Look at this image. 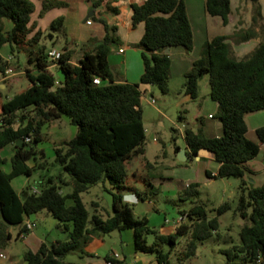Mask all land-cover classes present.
Returning <instances> with one entry per match:
<instances>
[{"label":"trees","instance_id":"obj_1","mask_svg":"<svg viewBox=\"0 0 264 264\" xmlns=\"http://www.w3.org/2000/svg\"><path fill=\"white\" fill-rule=\"evenodd\" d=\"M250 1L255 23L259 4L258 0ZM100 2L108 5V0H93L94 5ZM203 2L207 13L218 15L223 23L227 21L229 0ZM61 3V0H41L38 14ZM32 10L31 0H0V46L6 43L11 54L13 50L25 53L26 65L22 70L28 82L25 88L9 96L2 97L0 91V149L8 143L12 146L6 171L1 168L4 158L0 155V248L11 237L10 224H20L14 236L17 238L18 231L24 228V216L44 211L57 220L65 237L48 243L39 241L34 249H26L22 253L25 264H71L64 260L69 251L93 256L94 247L103 242L100 234L125 228L131 229L133 250L154 251L159 264L166 261V254L156 247V240L173 246L178 236L184 235L182 257L194 254L197 243L216 229L218 215L229 207L228 201L221 202L211 217L201 204L191 205L180 212L185 219L173 231L156 233V240L147 244L144 234L154 230L147 225L146 218H134L123 199L125 190L136 199L142 198L140 190L125 181L127 163L134 154L143 152L145 130L139 106L140 85H155L160 92H166L171 57L164 48L189 51L193 46L184 0H144L131 4L132 25L143 22L142 34L135 42L140 48L142 71L135 82L112 79L107 53L109 44L117 40L105 33L92 50L82 52L76 63L69 62V50L62 48L56 60L61 78L55 83L47 68L46 45L41 38L60 30L62 17L53 18L43 35L41 30H33L34 23L29 20ZM4 20L10 21L8 28H4ZM99 21L105 27L104 21ZM258 27L255 31L251 24L238 38L247 39L257 32L260 35L244 56H234L227 40L232 35L215 34L202 42L198 55L183 72V91L189 98L196 96L199 77L207 74L208 95L216 101V117L220 122L217 135L202 132L200 115L195 117L198 122L195 130L185 126L182 139L186 155H195L198 148H205L217 163L215 172L205 170L206 175L240 180L235 210L247 221L239 227L238 242L222 250L227 264L234 258L264 264V171L260 183L256 184L252 177L246 180L251 172L248 161L257 154L259 145L246 136L244 120L246 112L258 109L264 112V26ZM4 66L0 55V76ZM94 76H98V83L92 81ZM7 81L0 82L5 87ZM61 116L75 126V131L52 148L57 173L38 175L34 183L24 184L16 191L10 179L18 174L29 175L44 162L38 160L40 151L35 148L42 139L41 126ZM254 132L259 142L264 141V124L256 126ZM24 136L29 137L28 141L23 140ZM178 149L175 145L173 152ZM100 181H107L111 188V213L105 217L96 209L89 214L80 197L82 191ZM196 184L187 183L180 196L194 195ZM33 185L37 191L31 190ZM62 185L68 189H62ZM149 187L154 189L150 183Z\"/></svg>","mask_w":264,"mask_h":264},{"label":"rangeland","instance_id":"obj_2","mask_svg":"<svg viewBox=\"0 0 264 264\" xmlns=\"http://www.w3.org/2000/svg\"><path fill=\"white\" fill-rule=\"evenodd\" d=\"M10 25V21H8ZM84 25L82 29H87ZM53 32V31H52ZM60 39V38H59ZM44 37L41 38V41ZM115 42H111L112 44ZM58 45L59 42L57 41ZM0 53L9 52L8 45L0 46ZM14 57L11 65L14 66V73L1 77L2 80H9L5 87H1L2 97L25 88L28 84L23 75V67L26 65L25 53L22 50H13ZM49 71L58 78L60 73L57 69L50 67ZM170 75L167 80V91L162 93L155 85L148 84L139 99L141 109V121L144 127L145 138L143 140V152L134 154L126 165L127 175L125 181L141 192L142 198L136 199L128 190H125L123 199L131 207L134 218H146L147 225L153 232L144 234L145 242L152 243L156 233H167L171 222L180 214L182 210L188 209L193 204H201L208 217L215 214V208L223 201L229 202V207L218 215V223L208 237L198 242L195 252L187 257H182L186 236H178L173 246L168 242L157 241L156 247L166 254V261L160 264H227L223 249L238 242V230L243 222L242 218L235 210L236 198L238 194L239 178L208 176L205 170L214 173L217 163L212 157L195 158L189 154L183 160H179L174 146L183 148L182 132L185 126L195 130L198 122L195 117L200 115L202 119L201 129L205 135H214L220 131V122L216 117V101L208 95L207 74H202L197 82L196 96L186 97L183 91L184 76L179 70H175V65L170 67ZM213 114L212 118L207 117V113ZM246 123V136L257 141L259 149L254 157L258 162V171L254 172V182L260 183L264 171V141L259 142L256 138L254 128L264 124V112L253 110L244 114ZM17 121L14 122V125ZM75 126L67 121L65 116L58 120L42 125L40 132L42 139L35 144L40 152L37 153L38 160L42 162L41 167H37L29 175L18 174L10 179L12 187L19 191L25 182L34 183L38 175H54L58 171V165L53 162V146L61 140L68 139L73 135ZM152 135V136H151ZM12 148L11 144H5L0 149V155H6ZM206 154L201 152L198 154ZM40 157V158H39ZM31 163V161H29ZM148 162V164H147ZM8 161L2 163L3 170L8 169ZM246 177V176H245ZM246 180L248 178L246 177ZM196 182V193L191 196L182 197L180 194L187 188V183ZM149 183L154 186L150 189ZM35 187L36 186H32ZM62 189L67 190V185H62ZM111 188L107 181H100L80 193L88 213L94 209L102 217L111 213ZM95 201L94 204L91 202ZM44 211L31 213L29 219L34 221V226L24 237H14L20 224H10L8 229L11 237L7 243L0 248L5 257H0V264H24L22 253L26 249H34L39 241L46 243L54 239H63L65 233L57 226V220ZM27 216H24L23 220ZM185 217L183 216L182 220ZM103 242L94 250L93 256H80L78 251H69L65 257V262L71 264H104V256L112 251H116L127 262L131 258L136 264H159L156 260V253L134 251L132 247V232L130 228L121 230L113 229L107 233L100 234ZM230 264H251L242 262L234 258Z\"/></svg>","mask_w":264,"mask_h":264},{"label":"crops","instance_id":"obj_3","mask_svg":"<svg viewBox=\"0 0 264 264\" xmlns=\"http://www.w3.org/2000/svg\"><path fill=\"white\" fill-rule=\"evenodd\" d=\"M31 1L33 2V10L29 15V20L34 23L33 30L39 29L42 31L43 35H46L49 22L57 16L62 17L61 29L58 31H51L49 35L44 37L43 41L46 45V49L49 47H55L59 50L66 48L69 50V62L76 63L82 52L92 50L95 44L101 40L102 36L107 33L117 40L115 44H109L107 53V62L112 79L114 81L128 82H135L139 79V75L142 71V61L140 48L135 45V42L138 41L142 34L143 22L138 21L132 25L131 4L141 3L144 0H108V5L103 2L94 5L93 0H61V4L46 8L41 15L38 14L41 7V0ZM184 2L191 25L193 46L189 51L182 50L181 48L169 50L171 57L170 67L173 68L175 65V70L181 71L182 74L190 67L192 60L198 55L202 42L215 34L232 35L236 38L235 40L233 37H229L227 40L230 42L233 54L237 58L247 54L258 42L260 37L258 32L247 39L238 38L243 30L250 27L251 24L255 31L258 30V25L264 26V0H258L259 18H256L255 23H252L253 5L250 0H229V13L225 23L222 22L218 15H210L206 12L203 0H184ZM87 18L90 19V22H85ZM99 19L104 21L105 27ZM84 25H87L88 28L82 29ZM9 26L8 20H4V28H8ZM57 41L59 42L58 45L56 44ZM118 48H121V50H118ZM7 54L9 53H0L2 58ZM13 57L14 55L11 54V59ZM53 68L57 69V65L53 66ZM60 78L61 74L56 79L58 80ZM0 87H4V84L1 82ZM147 87L148 84L140 85L141 94L139 99L143 96L142 92ZM186 97L189 96L186 95ZM208 114L210 113H207V117H213L208 116ZM58 119H60V117L53 120ZM51 121L52 120L49 122ZM218 133H220V131H218ZM183 149L185 148L183 147ZM11 153L12 148L6 155H2L4 162L9 160ZM198 154L197 156H193L198 159L202 157H212L210 152L200 154L199 156ZM254 157L248 161V166L251 170L250 173H247V177H250L248 179H251V177L254 178V172L256 170L258 171V167L256 166L258 162L254 161ZM24 184H28V182ZM46 215H48V213ZM25 220L30 219L27 216L23 221ZM170 231L172 230H169V232ZM96 247H94V249ZM93 253L96 254L95 250ZM10 264H12V262Z\"/></svg>","mask_w":264,"mask_h":264},{"label":"built area","instance_id":"obj_4","mask_svg":"<svg viewBox=\"0 0 264 264\" xmlns=\"http://www.w3.org/2000/svg\"><path fill=\"white\" fill-rule=\"evenodd\" d=\"M85 22H90V19L87 18L85 20ZM118 50H121V48H118ZM45 53H46V57L48 60L47 68L49 69L50 67L57 65L56 60L60 57L61 50H59L55 47H49L46 49ZM10 59H11L10 54H7L3 58L5 66H4V70H3V75L1 77L11 75L15 72L14 68L10 64ZM92 81L95 83H98L99 82L98 76H94L92 78ZM54 82L57 83L58 80L55 78ZM208 116H210V114H208ZM28 139H29L28 136L23 137L24 141H28ZM31 190L37 191V189L35 187H31ZM182 218H183V215L179 214L171 222L170 227L174 230L176 228V226L182 221ZM23 223H24V228L22 230L18 231L17 237H24L25 234L32 228V226H34V221H31V220H25ZM0 257H5V254L2 251H0ZM122 259L123 258L121 255H119L116 251H112V252L106 254V257H104V264H118L117 260H122ZM119 264H136V262H135L134 258H131L129 261H127V262L122 261Z\"/></svg>","mask_w":264,"mask_h":264},{"label":"water","instance_id":"obj_5","mask_svg":"<svg viewBox=\"0 0 264 264\" xmlns=\"http://www.w3.org/2000/svg\"><path fill=\"white\" fill-rule=\"evenodd\" d=\"M164 52L165 53H168L169 52V47H165L164 48ZM19 138L16 140V142H18ZM18 144H21L20 142ZM201 152H208L207 149L205 148H198L197 149V154L198 153H201ZM197 154H195L197 156ZM176 156L179 160H183L185 157H186V153H185V150L183 148H179L177 151H176Z\"/></svg>","mask_w":264,"mask_h":264}]
</instances>
